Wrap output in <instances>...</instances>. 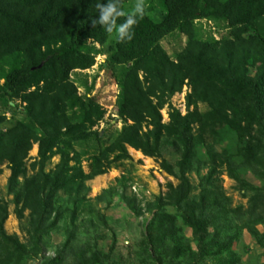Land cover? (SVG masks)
Returning a JSON list of instances; mask_svg holds the SVG:
<instances>
[{
  "label": "trees",
  "instance_id": "1",
  "mask_svg": "<svg viewBox=\"0 0 264 264\" xmlns=\"http://www.w3.org/2000/svg\"><path fill=\"white\" fill-rule=\"evenodd\" d=\"M136 1L145 10L142 18L137 9L125 11ZM98 2L106 0H0V165L5 162L10 171L6 188L19 205L17 217L28 210L31 225L27 242L7 234V204L0 197V264H26L44 250V235L53 230L64 239L40 264H115L110 261L115 237L103 253L97 236L80 240L85 233L78 232L76 219L86 181L130 160L127 147L159 159V167L178 180L149 204L154 210L140 241L141 263L242 264L232 245L243 229L264 246V231L257 228L264 220V0H112L122 15L93 27ZM128 19L136 21L132 39L118 42L117 29ZM181 37L183 46L169 54L162 41ZM100 53L105 55L100 65L118 87L121 123L107 144L92 129L104 114L90 94L92 83L71 77L74 70L90 68ZM183 85L188 91L182 114L170 98ZM223 134L234 138L232 149L217 151L205 143ZM164 142L179 152L174 165L161 157ZM88 143H94V153L85 172V151L73 146ZM34 144L36 155L27 166ZM54 155L58 161L45 170ZM203 167L200 192L191 195L187 173ZM222 170L242 194L251 192L248 215L257 207L259 215L232 219L235 209L227 208L228 198L213 183ZM246 170L260 186L240 176ZM113 193L103 188L93 199L109 204ZM178 222L191 229L194 248L183 241Z\"/></svg>",
  "mask_w": 264,
  "mask_h": 264
},
{
  "label": "rangeland",
  "instance_id": "2",
  "mask_svg": "<svg viewBox=\"0 0 264 264\" xmlns=\"http://www.w3.org/2000/svg\"><path fill=\"white\" fill-rule=\"evenodd\" d=\"M140 5L139 1L126 5L125 11L131 12L137 9ZM176 39V38H175ZM173 38L168 41H162L166 51L171 54L172 48H180L184 44V37L175 40ZM95 46H98L95 43ZM105 55H97L96 62L85 70H74L71 77H78L85 79L87 84L92 83L90 94L93 95L98 104L104 110L102 119L92 127L99 131L102 140L105 144L115 132L120 128V120L116 116V95L118 87L116 86L112 74L100 65ZM102 63V62H101ZM83 87H78V92L82 94ZM184 87L179 92L174 93L170 102L175 107L180 109L184 107ZM201 107V105H200ZM162 121H167L166 106L160 110ZM9 116V113L6 112ZM21 117L23 114L18 112L16 114ZM77 116L72 115V120H76ZM222 139H216L212 142L211 139H206L207 144H212L215 150L220 151L224 147L230 149L234 146V138L229 134H223ZM94 143L83 144L82 146L75 144V150L83 149L85 155L82 157L81 165L85 172L88 171L89 156L94 153L92 145ZM131 159L123 160L111 165L109 170L103 174L97 175L86 181L88 189L80 194L85 195V202L82 204L78 211L76 226H79L78 232L85 233L80 236V240L96 239V247L103 253H106L114 239V248L111 252V260L115 264H144L141 263L140 254V241L142 235L146 231V225L151 218L154 208H150L149 204L154 202L158 195H163L167 191L166 184L168 182L176 185L178 180L164 172L158 164L159 159L153 157L143 156L140 152L131 147H127ZM37 146L34 144L28 152L26 165L36 155ZM199 155L204 158V147H199ZM161 157L168 163L174 165L175 160L179 157V152L171 144V142H164L161 146ZM59 156L54 155L47 162L45 170H49L58 161ZM0 197L7 204L8 215L3 223L4 231L7 234H16L20 241H28V231L30 230V216L28 210L22 212L21 217H17L15 205L12 198L13 194L9 193L6 188V181L9 176V169L6 163L0 165ZM176 170V167H174ZM207 171V168H200L198 171H190L187 173L191 185V195H197L200 192V179ZM32 171L27 169V175ZM240 176L253 186H260L259 181L249 170L240 174ZM19 181L21 178L19 177ZM214 185H217L223 191L224 195L228 198L226 204L227 208L235 209L232 213V219L235 222L246 220L249 216L259 215V207L254 213L248 215L249 197L251 192L242 194L239 184L227 176L224 170L215 174L213 179ZM103 188H112L114 193L112 201L107 204L106 202H95L93 197L100 192ZM119 193L130 198L132 201L126 202L123 200ZM168 207V206H167ZM168 210H172L168 207ZM177 225L180 227L179 234L184 242L195 247V241L191 235L189 227H183L179 222ZM260 232L264 231V220L257 225ZM45 241L43 242L44 250L27 260L26 264H40L44 257H52L56 254V249L61 246L64 237L60 232L49 231L44 235ZM79 244V243H78ZM244 247L248 250L244 251ZM232 249L237 256H239L242 264H264V246L259 245L256 240L245 230L241 231L240 238L234 242ZM113 264V263H110ZM147 264V263H146Z\"/></svg>",
  "mask_w": 264,
  "mask_h": 264
},
{
  "label": "clouds",
  "instance_id": "3",
  "mask_svg": "<svg viewBox=\"0 0 264 264\" xmlns=\"http://www.w3.org/2000/svg\"><path fill=\"white\" fill-rule=\"evenodd\" d=\"M96 7H97V10H98V17L91 20V24H92L93 27H95L97 24L103 26V25H105L107 23H114V15H113L114 13L117 16L118 15H122V13L116 11V9L114 7V4L112 3V0H106V3H104V4H101L100 2H98L97 5H96ZM137 11L141 13V18H142L143 15H144V11L145 10L142 9V7L140 5H137ZM110 18H112V19L110 20ZM204 20L205 19H201V22L203 23V25H204ZM206 22L210 23L209 21H206ZM135 23H136L135 20L128 19L125 23H123V24H121L119 26V28L117 29V33H118V37H119L118 40H117L118 42L119 41H126V40H131L132 39V28H130V26L133 25V24H135ZM105 30L107 32H111L112 31L111 27L106 28ZM213 36L215 38H217V35L215 33H213ZM96 47H98V46H96ZM101 54L102 53L95 55V57H94V63L97 61L96 60L97 55L99 56ZM103 61H101V62H103ZM101 62H100V64H101ZM87 69H89V68H87ZM183 87H186L187 88V86H185V85H183ZM77 90H78V88H77ZM187 91H188V88H187ZM184 112H185V107H184ZM166 117H167V115H166Z\"/></svg>",
  "mask_w": 264,
  "mask_h": 264
},
{
  "label": "built area",
  "instance_id": "4",
  "mask_svg": "<svg viewBox=\"0 0 264 264\" xmlns=\"http://www.w3.org/2000/svg\"><path fill=\"white\" fill-rule=\"evenodd\" d=\"M184 94H185V92L187 91V88L186 87H184ZM176 107V106H175ZM176 108H178L179 109V111L181 112V113H184V107H182L181 109L179 108V107H176Z\"/></svg>",
  "mask_w": 264,
  "mask_h": 264
},
{
  "label": "crops",
  "instance_id": "5",
  "mask_svg": "<svg viewBox=\"0 0 264 264\" xmlns=\"http://www.w3.org/2000/svg\"><path fill=\"white\" fill-rule=\"evenodd\" d=\"M139 152V151H138Z\"/></svg>",
  "mask_w": 264,
  "mask_h": 264
}]
</instances>
